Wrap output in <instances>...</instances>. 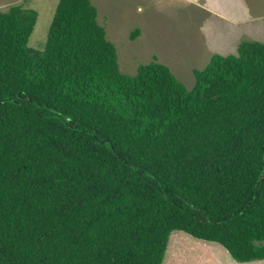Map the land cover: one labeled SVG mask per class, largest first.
<instances>
[{"label":"trees","instance_id":"16d2710c","mask_svg":"<svg viewBox=\"0 0 264 264\" xmlns=\"http://www.w3.org/2000/svg\"><path fill=\"white\" fill-rule=\"evenodd\" d=\"M36 22L0 10V264H163L174 231L264 260V44L188 90L157 58L122 73L91 0L38 53Z\"/></svg>","mask_w":264,"mask_h":264},{"label":"rangeland","instance_id":"374dc122","mask_svg":"<svg viewBox=\"0 0 264 264\" xmlns=\"http://www.w3.org/2000/svg\"><path fill=\"white\" fill-rule=\"evenodd\" d=\"M60 0H0V10L21 4L35 11L29 40L42 52ZM99 23L117 48L122 73L135 75L153 58L188 90L214 55H236L240 42L264 44V0H91ZM136 35L135 39L132 35ZM163 264H264L236 262L225 248L182 231L171 234Z\"/></svg>","mask_w":264,"mask_h":264}]
</instances>
